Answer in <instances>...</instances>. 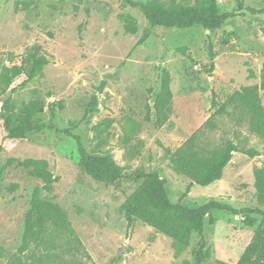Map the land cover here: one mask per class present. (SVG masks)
<instances>
[{"label":"rangeland","instance_id":"374dc122","mask_svg":"<svg viewBox=\"0 0 264 264\" xmlns=\"http://www.w3.org/2000/svg\"><path fill=\"white\" fill-rule=\"evenodd\" d=\"M159 1L170 5L173 0ZM216 1L222 12L247 15L211 33L200 26L151 29L143 12L125 0H0V115L14 117L23 104L38 102L44 112L32 118V125L52 123L70 130L90 154H111L131 176L158 172L174 203L195 208L217 201L238 210H264L254 177V169L264 164V142L232 109L231 116L216 118L211 140H233L242 148L257 149L260 156L235 153L221 180L208 187L193 185L186 196L191 180L176 173L170 162L169 152L213 115L214 100L223 103L244 87L260 86L264 15L252 16L247 10L264 8V0ZM36 46L50 64L23 86L29 70L25 62ZM14 66L25 72L7 86L2 73ZM164 71L171 79L172 110L169 120L157 127L153 106ZM259 94L264 105V89ZM2 124L0 119V264H197V236L178 252L171 238L141 221L128 228L121 208L143 180L98 183L80 167L71 137L46 130L8 141ZM12 124L19 122L14 118ZM30 159L48 162L57 178L53 192L42 195L67 213L77 243L53 250L23 248L31 197L42 187L18 165ZM211 214L215 223L205 221L207 247L201 264H236L262 217L250 214L257 223L247 226L242 215Z\"/></svg>","mask_w":264,"mask_h":264},{"label":"trees","instance_id":"16d2710c","mask_svg":"<svg viewBox=\"0 0 264 264\" xmlns=\"http://www.w3.org/2000/svg\"><path fill=\"white\" fill-rule=\"evenodd\" d=\"M125 1L143 12L151 29H190L200 26L215 33L221 30L229 20L247 15L241 10L222 12L216 0H197L194 5L180 3L177 0H173L170 5L159 0H149L146 3ZM247 13L252 16L264 15V8L260 10L248 8ZM212 47L213 45L210 44L209 54L214 59L216 55ZM25 63L29 66V70L26 72L27 78L23 86L41 76L44 68L50 64V60L36 46L29 52ZM24 72L25 70L18 66L5 68L2 81L9 86L11 78L18 77ZM250 76L254 78L255 75L251 72ZM170 84L169 73L164 71L160 92L154 98L153 121L157 127L163 126L171 114L173 94ZM260 89H264V65L259 87H244L229 96L223 103L214 100L213 115L182 146L174 152H169L174 171L191 180L185 196L193 185L208 187L221 180L225 168L235 153H242L249 158L261 155L257 149L242 148L233 140L215 142L210 138V134H213L217 128L216 118L224 115L231 116L230 109H232L233 114L248 123L249 131L264 142V105L259 94ZM43 112V105L31 102L23 104L20 113L14 117L0 115L5 140H23L32 134L43 133L46 130L54 131L74 139L80 157V167L94 181L102 184H116L123 180H143L142 184L126 198L121 208L129 229L136 221H141L171 238L178 252L186 249L191 238L197 236L199 242L195 256L197 264H201L207 247L205 221L208 219L210 225H214L215 219L211 214L213 211L228 212L235 216L242 215L243 222L247 226H254L257 223V220L249 215L258 213L262 217L258 230L236 264H264V210H238L217 201H211L195 208L186 206L182 202L174 203L168 196L165 180L158 172L151 171L131 176L125 173L124 168L117 164L111 154L98 155L97 152L90 154L80 136L73 134L70 130H60L52 123L32 125V118ZM14 118L19 122L17 127L12 124ZM149 119H151L150 115ZM95 130H98V127ZM12 163L13 161L10 162ZM18 165L25 168L32 178L42 183L41 189L34 190L30 209L25 217L23 248L34 245L53 250L60 244L77 243L78 239L67 213L59 205L42 195V191L52 193L54 184L57 182V178L49 169L48 162L30 159L18 162ZM254 177L259 204L264 206V164L254 169ZM46 257H50V254H46ZM60 264L68 263L61 262ZM219 264L227 263L220 262Z\"/></svg>","mask_w":264,"mask_h":264}]
</instances>
